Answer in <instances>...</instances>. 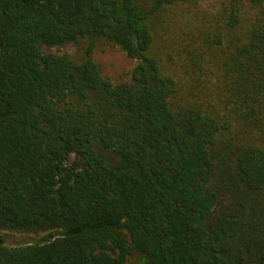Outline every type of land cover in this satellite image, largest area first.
<instances>
[{
    "label": "trees",
    "instance_id": "16d2710c",
    "mask_svg": "<svg viewBox=\"0 0 264 264\" xmlns=\"http://www.w3.org/2000/svg\"><path fill=\"white\" fill-rule=\"evenodd\" d=\"M189 1L0 0V264H264V15L224 7L196 56L215 85L180 102L150 21ZM81 41L79 62L43 51Z\"/></svg>",
    "mask_w": 264,
    "mask_h": 264
},
{
    "label": "rangeland",
    "instance_id": "374dc122",
    "mask_svg": "<svg viewBox=\"0 0 264 264\" xmlns=\"http://www.w3.org/2000/svg\"><path fill=\"white\" fill-rule=\"evenodd\" d=\"M232 6L242 16L244 26L248 21L264 15V6H256L249 0H205L166 6L151 18L154 38L152 54L159 60L164 73L178 82V101L192 99V96L194 99H199L203 96L202 93L207 92L205 90H211L215 85L214 71L196 56L203 50L205 40L208 38L211 40L214 34L221 33L222 10L224 7ZM86 47L87 41H81L77 44L43 48V51L58 56H68L79 62L85 57ZM93 60L102 75L115 85L129 82L131 72L137 64L119 47L104 40L96 42ZM221 110L224 112L223 109ZM1 233L6 245L10 247L33 243L40 238L10 231Z\"/></svg>",
    "mask_w": 264,
    "mask_h": 264
}]
</instances>
